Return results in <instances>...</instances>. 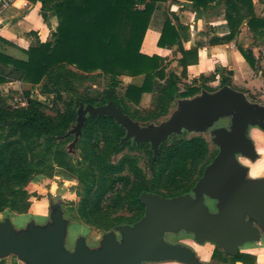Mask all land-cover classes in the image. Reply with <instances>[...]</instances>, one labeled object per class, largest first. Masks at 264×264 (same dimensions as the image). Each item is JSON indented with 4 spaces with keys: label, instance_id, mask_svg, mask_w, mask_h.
I'll return each instance as SVG.
<instances>
[{
    "label": "rangeland",
    "instance_id": "obj_1",
    "mask_svg": "<svg viewBox=\"0 0 264 264\" xmlns=\"http://www.w3.org/2000/svg\"><path fill=\"white\" fill-rule=\"evenodd\" d=\"M236 44L241 47L248 44L247 47L255 48L258 53L255 68L248 75L232 79L231 72L216 70L209 76H200L189 83L178 80L177 93L171 97L163 96L158 91L142 95L138 105L121 102L125 87L129 84L122 78L116 89L109 90L107 79L101 74L83 75L70 67L54 69L41 84L31 85L22 82L23 84L1 87L0 106L8 113L19 109L13 105L11 97L23 93L28 100L41 103L42 109L52 118L59 119V115L71 109H76L77 116L63 134L54 140L45 142L39 138H22L19 135L9 140L19 142L18 148L24 152L26 167L30 173L24 181L14 180L0 190L7 202L4 204V210L0 212V227L7 219L11 223L15 221L16 226L19 225L20 220L25 217L22 214L29 211L31 204L46 200L47 224H52L56 214H60L65 223L63 241L66 250L73 253L76 242L83 240L85 246L94 253L101 249L107 235H113L116 241L121 243L123 235L119 227L133 228L143 216L145 208L140 200L137 203L131 202L135 188L141 193L158 194L166 198L192 194L193 187L202 176L205 167L219 151L213 132L219 127L229 129L231 125L229 118H221L203 131H183L180 135H171L165 142L160 143L157 153L154 154L149 142L137 143L133 138L124 140L126 130L116 122L123 129L124 136L121 140L108 141L111 133L109 127L104 130L97 127L90 130L86 126L89 115L79 117L78 111L89 105L85 104L88 99L95 100L97 105L108 94L113 93L118 100V108L132 122L141 128L158 127L180 114L183 102H194L203 94L213 95L223 87L222 83H227L229 88L243 94L248 102L264 107V39H259L253 34L252 36L243 34ZM247 47L244 49L250 50ZM174 61L173 58L167 60L165 64L167 74L179 71ZM193 85L199 88L197 94L188 98H181L178 95L187 86ZM12 123L7 119L0 122V145L4 137L12 133L10 128ZM247 135L253 143L255 156L248 158L239 154L238 163L248 169L245 176L247 179L264 181V129L249 126ZM193 139H200L205 144V149L198 151L197 156L168 157L174 145ZM14 147L17 145L6 154ZM1 149L2 146L0 151ZM107 168L110 171H106ZM102 179H105L106 187L101 195ZM35 209L40 211L41 204H36ZM246 220L251 221L264 238L263 227L252 217L248 216ZM29 224L25 225V229ZM15 231L18 233L21 230L15 227ZM162 240L189 249L201 264H227L211 258L213 251L219 252L220 255L226 254L219 250L220 247L209 241L199 243L192 233L185 230L164 233ZM0 264L26 262L16 254H8L0 257ZM142 264L185 263L167 260Z\"/></svg>",
    "mask_w": 264,
    "mask_h": 264
},
{
    "label": "water",
    "instance_id": "obj_2",
    "mask_svg": "<svg viewBox=\"0 0 264 264\" xmlns=\"http://www.w3.org/2000/svg\"><path fill=\"white\" fill-rule=\"evenodd\" d=\"M181 113L160 126L141 128L112 102L98 108L87 105L78 116H108L126 130L124 140L149 142L154 154L160 143L183 131H203L221 118L230 119V128H216L217 155L208 164L189 194L166 198L143 192L139 196L144 214L134 227H119L123 241L105 236L101 249L91 252L83 240L76 242L74 252L64 246L65 223L60 214L52 224L30 223L16 233L10 220L0 227V257L16 254L26 264H142L174 260L185 264H201L189 249L163 242L164 233L185 230L199 243L209 241L227 255L238 253L240 245L258 241L260 234L252 217L264 229V181L245 176L248 169L238 163L239 154L253 158L255 151L248 137L249 126L264 129V107L223 86L213 95L203 94L194 102H183ZM205 196L216 201L212 213Z\"/></svg>",
    "mask_w": 264,
    "mask_h": 264
},
{
    "label": "trees",
    "instance_id": "obj_3",
    "mask_svg": "<svg viewBox=\"0 0 264 264\" xmlns=\"http://www.w3.org/2000/svg\"><path fill=\"white\" fill-rule=\"evenodd\" d=\"M43 11L49 12L58 19V26L52 35V41L39 43L26 51L27 61L6 59L5 64H11V70L0 73V84L8 81H18L31 85L41 84L54 69L70 67L80 74L99 73L107 79V88L116 89L121 84L122 77H140V85L128 84L122 96V103L139 104L142 95L160 91L163 96L171 97L177 93L179 77L173 72L166 73V60L158 55L148 56L141 52V46L148 29L155 5L169 0H39ZM173 1V0H170ZM198 8H207L211 0H186ZM223 1V0H220ZM226 26L228 34L226 42L235 39L239 28L245 22L249 31L259 39H264V18L255 15L251 0H224ZM46 18V13L44 15ZM180 35L170 19H166L157 46L159 48L178 47L181 55L179 65L181 74L186 75L188 66L198 61L197 47L185 50L180 43ZM238 51L251 67L255 68V58L251 50L237 46ZM12 76V77H11ZM222 86H228L222 83ZM160 87V90H159ZM113 92V91H111ZM199 92L195 85L187 86L178 93L181 98L194 96ZM109 102L118 107L116 96L108 94L103 101L95 104L88 99L85 104L101 106ZM84 104V103H82ZM123 104V105H124ZM8 116V117H7ZM52 118L42 109L41 103L29 100L25 108L7 112L0 106V122L5 119L12 121V133L4 137L0 146V190L14 180L24 181L30 171L26 167L24 152L18 148L19 142L9 141L14 136L22 138L35 137L44 140L56 139L69 127L77 116L76 109L68 110ZM86 126L89 129L111 130L108 141L121 140L123 129L108 117L88 116ZM14 147L9 154L6 152ZM205 149L200 139L178 143L169 151L168 157L174 158L191 155L197 156L198 151ZM122 168V165L121 167ZM110 171L108 168L106 171ZM106 187L105 179L100 181V191L103 194ZM137 191V192H136ZM141 191L135 188L131 202H139ZM6 200L0 191V212L4 210ZM98 202L96 203V205ZM224 253V252H222ZM212 259L227 264H256V257L250 254L237 253L233 256L220 255L213 251Z\"/></svg>",
    "mask_w": 264,
    "mask_h": 264
},
{
    "label": "crops",
    "instance_id": "obj_4",
    "mask_svg": "<svg viewBox=\"0 0 264 264\" xmlns=\"http://www.w3.org/2000/svg\"><path fill=\"white\" fill-rule=\"evenodd\" d=\"M251 2L255 15L258 18H264V0H251ZM223 3L224 0H211L205 9L201 7L197 9L192 2L186 0H169L157 3L142 42L141 52L148 56L158 55L164 58L166 62L172 58L175 59L174 63L179 71L173 73L183 83H189L200 76H209L216 70L231 72L232 79L248 75L253 69L238 51L236 41L241 40L243 34L252 36V33L244 22L239 28V36L237 35L230 42L224 40V37L228 34V29ZM45 13L46 18L44 17ZM166 19H170L177 29L180 35V43L185 50L194 47L198 49V61L196 64L187 67L185 76L181 74L182 68L178 61L181 55L177 45L172 48H159L157 46ZM57 26V17L43 11L39 0L16 1L4 13L0 22V73L9 71L13 67L11 64H5L6 59L27 61L26 51L29 48L39 43L52 41V35ZM247 46L248 44L242 45L243 48ZM247 48H250L255 60H257L258 53L256 49L253 47ZM122 80L127 81L129 84L140 85L142 76L135 78L122 77ZM17 83L23 84L18 81H9L0 84V88L13 86ZM145 95L149 94H143V96ZM36 204H41L42 209L40 211L35 209ZM47 205L46 200L31 204L29 211L22 214L25 217L20 220L19 225L16 226L15 221L12 222L14 229L17 227L21 231H25L27 223L38 226L46 225L48 221ZM219 250L224 252L222 248ZM238 253L253 255L256 257V264H264V238L260 235L258 241H250L240 245Z\"/></svg>",
    "mask_w": 264,
    "mask_h": 264
},
{
    "label": "built area",
    "instance_id": "obj_5",
    "mask_svg": "<svg viewBox=\"0 0 264 264\" xmlns=\"http://www.w3.org/2000/svg\"><path fill=\"white\" fill-rule=\"evenodd\" d=\"M18 0H0V22L4 13ZM8 96V95H7ZM12 103L17 108H25L28 105L29 100L23 95L18 93L13 95ZM31 98V97H30Z\"/></svg>",
    "mask_w": 264,
    "mask_h": 264
},
{
    "label": "flooded vegetation",
    "instance_id": "obj_6",
    "mask_svg": "<svg viewBox=\"0 0 264 264\" xmlns=\"http://www.w3.org/2000/svg\"><path fill=\"white\" fill-rule=\"evenodd\" d=\"M189 195L193 196V193L192 194H189ZM205 203L209 206V209H210V211L212 213H215L216 212V208H215L216 201L215 200L210 199L207 196H205Z\"/></svg>",
    "mask_w": 264,
    "mask_h": 264
}]
</instances>
